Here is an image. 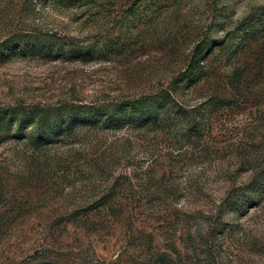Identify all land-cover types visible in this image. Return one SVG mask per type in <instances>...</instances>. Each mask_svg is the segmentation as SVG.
<instances>
[{"label":"rangeland","instance_id":"1","mask_svg":"<svg viewBox=\"0 0 264 264\" xmlns=\"http://www.w3.org/2000/svg\"><path fill=\"white\" fill-rule=\"evenodd\" d=\"M12 35L0 107L157 112L0 141V264H264V0H0Z\"/></svg>","mask_w":264,"mask_h":264},{"label":"trees","instance_id":"2","mask_svg":"<svg viewBox=\"0 0 264 264\" xmlns=\"http://www.w3.org/2000/svg\"><path fill=\"white\" fill-rule=\"evenodd\" d=\"M15 42H20L16 36L12 35L0 42V59L6 60L8 46ZM71 52H86L84 47L78 44L73 45ZM16 45L12 50H15ZM62 52V51H61ZM59 50V54H61ZM207 52L203 45H196L184 72L180 73L182 80L196 82L201 71L202 61ZM187 78V79H186ZM168 92L162 90L160 96L165 99L161 108L168 104ZM157 112V104L154 97L142 96L130 101L104 104H75L64 103L54 105H23L0 107V141L7 138V135L22 134L31 141L45 142L51 141L54 136L69 132L77 125L104 124L109 127H121L127 122L134 126H143L151 123ZM15 125L14 133H12Z\"/></svg>","mask_w":264,"mask_h":264}]
</instances>
